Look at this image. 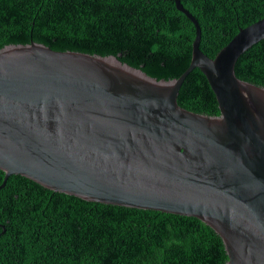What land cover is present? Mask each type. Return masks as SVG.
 Segmentation results:
<instances>
[{"label":"water","instance_id":"obj_1","mask_svg":"<svg viewBox=\"0 0 264 264\" xmlns=\"http://www.w3.org/2000/svg\"><path fill=\"white\" fill-rule=\"evenodd\" d=\"M174 2L195 27L177 79L33 42L0 50V189L20 175L88 202L193 217L220 237L225 264H264V87L234 71L264 39V18L211 59L196 19ZM193 69L218 115L178 105Z\"/></svg>","mask_w":264,"mask_h":264},{"label":"trees","instance_id":"obj_2","mask_svg":"<svg viewBox=\"0 0 264 264\" xmlns=\"http://www.w3.org/2000/svg\"><path fill=\"white\" fill-rule=\"evenodd\" d=\"M201 30L208 58L264 18V0H180ZM193 23L174 0H0V50L41 44L114 56L156 80L188 68ZM236 77L264 87V39L236 61ZM178 105L219 114L206 77L193 69ZM4 172L0 170V184ZM3 226V227H1ZM4 228V229H3ZM220 237L193 217L84 201L20 175L0 189V264H225Z\"/></svg>","mask_w":264,"mask_h":264}]
</instances>
